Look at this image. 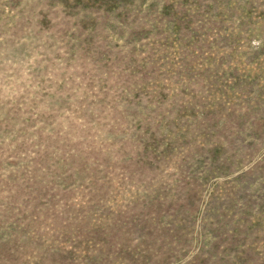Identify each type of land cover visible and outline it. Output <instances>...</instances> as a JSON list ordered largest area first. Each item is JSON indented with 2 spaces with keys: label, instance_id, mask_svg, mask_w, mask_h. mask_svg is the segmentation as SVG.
Returning a JSON list of instances; mask_svg holds the SVG:
<instances>
[{
  "label": "rangeland",
  "instance_id": "1",
  "mask_svg": "<svg viewBox=\"0 0 264 264\" xmlns=\"http://www.w3.org/2000/svg\"><path fill=\"white\" fill-rule=\"evenodd\" d=\"M0 264H264V0H0Z\"/></svg>",
  "mask_w": 264,
  "mask_h": 264
}]
</instances>
